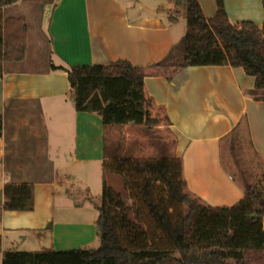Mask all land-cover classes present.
I'll list each match as a JSON object with an SVG mask.
<instances>
[{
    "label": "crops",
    "instance_id": "obj_1",
    "mask_svg": "<svg viewBox=\"0 0 264 264\" xmlns=\"http://www.w3.org/2000/svg\"><path fill=\"white\" fill-rule=\"evenodd\" d=\"M175 1L51 0L45 19L34 1L0 7L3 17L17 15L27 25L24 58L5 61L0 75V264L8 249L67 250L98 239V216L74 191L78 175L71 171L101 167L108 159L106 131L118 125L105 127L97 113L75 109L66 70L71 65L122 59L145 67L149 113L166 120L187 189L203 203L230 206L243 196L221 155V142L233 132L245 131L264 168V100L248 94L254 77L228 65L188 66L171 75L152 66L175 52L185 33L182 18L168 19ZM198 2L206 17L216 13L217 0ZM223 3L229 22L263 26L262 0ZM118 177L106 174L107 181ZM22 183L32 185V209H6L4 187ZM120 193L126 197L124 189Z\"/></svg>",
    "mask_w": 264,
    "mask_h": 264
},
{
    "label": "trees",
    "instance_id": "obj_2",
    "mask_svg": "<svg viewBox=\"0 0 264 264\" xmlns=\"http://www.w3.org/2000/svg\"><path fill=\"white\" fill-rule=\"evenodd\" d=\"M16 1L0 0V7ZM262 4L264 13V0ZM179 18L186 22L180 51L170 52L152 66L168 69L169 75L188 66L242 67L255 80L248 94L264 100V23L258 27L248 20L229 22L223 0H217L216 13L209 18L198 0H176L168 19L176 23ZM0 30L1 75L5 61L24 58L27 25L21 17L10 15ZM66 70L75 109L97 113L105 127L133 124L150 130L159 123L148 110L145 67L118 59L106 65H71ZM1 130L0 114V135ZM106 157L96 203L98 246L8 249L1 264H264V168L258 160L261 172L253 183L243 172L237 176L228 169L243 186L242 198L230 206H212L187 189L182 159L165 144H160L157 156L120 154L116 147ZM109 172L122 178L127 200L107 183ZM3 192L6 209H32V185L7 184Z\"/></svg>",
    "mask_w": 264,
    "mask_h": 264
},
{
    "label": "rangeland",
    "instance_id": "obj_3",
    "mask_svg": "<svg viewBox=\"0 0 264 264\" xmlns=\"http://www.w3.org/2000/svg\"><path fill=\"white\" fill-rule=\"evenodd\" d=\"M29 1L32 3L34 1V5L37 3L41 8L42 13L45 11L44 15L42 14L44 19L49 16V3H51V0ZM44 4H46L45 9L42 10ZM33 10H36V7H34ZM32 16H34V13ZM4 18L5 16L3 17L0 12V29ZM182 21H184L186 27V22L183 18ZM0 32L2 31L0 30ZM179 49L180 47L177 48V51ZM157 118L159 119V123L151 126L150 130H147L144 125L133 124H128L127 126L118 125L112 130L111 128H108L105 137L106 151L111 152L117 147L120 154H132V156L135 157H149L157 156L160 144H165L167 149L171 152L174 144V137L168 128L166 120L162 117ZM232 138L234 141L232 142L233 144H231L232 147L230 148V151H228V145L230 146L228 141L230 142V138L227 141L223 140L221 142L223 143L221 147L223 165L228 167L229 170L234 172L237 176H239L240 172H243L244 177L247 178L250 183H253L252 181L255 176L260 175L261 168L259 162L256 160L253 152L249 148L245 131L243 129H239L238 132L232 135ZM74 168L76 169V174L78 175V178L74 183V191L82 193L88 198V207L94 212L97 218L99 213L97 212L98 210H96L95 204L99 201L102 188L101 167L99 165H92L86 173L79 166H73L71 172H74ZM116 175L119 176L118 174ZM118 178H113L114 180L109 178L107 183L116 191L120 192L123 189V181L120 176ZM125 198L127 200V197ZM79 199L81 200V197H79ZM98 244L99 240L97 239L96 243H93L88 248H95Z\"/></svg>",
    "mask_w": 264,
    "mask_h": 264
},
{
    "label": "water",
    "instance_id": "obj_4",
    "mask_svg": "<svg viewBox=\"0 0 264 264\" xmlns=\"http://www.w3.org/2000/svg\"><path fill=\"white\" fill-rule=\"evenodd\" d=\"M263 228H264V223H263Z\"/></svg>",
    "mask_w": 264,
    "mask_h": 264
}]
</instances>
